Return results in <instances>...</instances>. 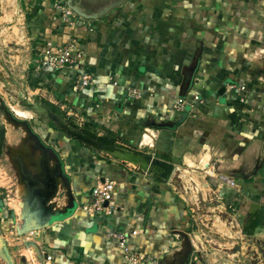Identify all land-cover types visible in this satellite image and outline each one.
I'll return each instance as SVG.
<instances>
[{
  "label": "crops",
  "instance_id": "0c3cea01",
  "mask_svg": "<svg viewBox=\"0 0 264 264\" xmlns=\"http://www.w3.org/2000/svg\"><path fill=\"white\" fill-rule=\"evenodd\" d=\"M17 1L33 27L32 42L25 55L23 50L9 53L6 61L11 60L17 78L27 81L29 95L41 94L80 123L91 122L101 135L174 164L178 171L171 184L156 181L129 163L83 146L30 112L20 117L0 97V158L15 171L17 182L22 175L27 184H18L19 213L9 209L0 191V234L8 247L7 219L21 214L26 189L36 194L49 189L44 181L54 162L39 147L41 141L63 160L77 204L50 227L24 235L37 245L34 253L52 256V264H128L111 234L131 230L137 234L128 245L146 256L148 264H177L183 252V237L177 236L188 232L198 239L206 234L201 243L218 245L203 246L202 260L190 253L188 264H235L230 251L239 238L245 261L264 264V0H127L98 20L76 16L70 23L62 22L51 0ZM108 1L88 5L79 0V8L91 13ZM71 43L79 53L75 64L40 73L32 69L44 52L54 54ZM85 74L91 84L83 87ZM227 84L245 86L247 102ZM0 90H5L1 81ZM193 95L199 100L193 101ZM179 97L186 99L183 112L172 108ZM31 119L46 131L36 130ZM144 131L152 135L148 146L142 145ZM204 150L212 164L202 163ZM222 175L235 185L223 182ZM102 179L115 183L117 209L110 215H88L79 206L92 201L91 189ZM186 181L203 197L221 199L222 207L215 211L237 227L200 229L193 223L186 200L191 201L190 194L180 193L181 188L188 191ZM63 191L58 185L50 203L64 207ZM197 216L203 224L204 215ZM21 224L12 228L16 235ZM244 227L250 235L243 234Z\"/></svg>",
  "mask_w": 264,
  "mask_h": 264
},
{
  "label": "water",
  "instance_id": "95a60500",
  "mask_svg": "<svg viewBox=\"0 0 264 264\" xmlns=\"http://www.w3.org/2000/svg\"><path fill=\"white\" fill-rule=\"evenodd\" d=\"M125 1L127 0L108 1L105 5L91 13H86L79 8V0H66V5L80 18L94 21L107 15L114 8L120 7ZM4 52V60L0 58V67L2 69V71H0V81L5 86V90H8V94L14 97L21 109L37 116L43 122L53 124L56 129L85 147L94 148L105 155L111 156L114 160L129 163L133 165L139 173L152 176L156 181L164 184L172 183L173 176L178 171V168L174 164L160 160L153 155L120 142L116 137L101 135L91 122L84 121L80 123L77 118L69 116L65 109L46 99L41 94L29 95L26 89L27 81L20 80L15 76L13 69L9 66L11 60L6 61L9 59V53L7 51ZM4 75H6L7 78H3ZM12 86L18 89L16 93L11 91ZM5 112H7V110H5ZM11 119L12 121L15 120L12 117ZM38 144L39 147L42 148L43 153H46V156L54 162L50 174L44 181V185L46 182L49 183V189H45L47 191L42 192V194H40V192L36 194L26 187L27 189L23 196V198L25 197L26 199L21 206L22 210L19 216L22 224L17 227L18 236H24L30 232L34 233L50 227L54 221L60 219V217L66 213L73 211L77 206L70 188L71 180L64 171V162L60 155L51 146H46L41 141H38ZM20 176L18 184L27 186L22 175ZM226 177H229V175H226ZM58 185L64 190V196L66 197V205L61 208L57 207L55 203H50L57 193ZM195 194L197 197V206L200 209H218L222 206L221 199L214 200L208 195H205L203 198L202 192L197 190ZM104 205L106 206L107 204L105 203ZM236 243L237 244L230 251V254L234 255V263L248 264L245 261V256H243L242 240H238ZM29 245L34 248L37 246L34 242H30ZM182 246L183 252L178 258L177 264H188L192 249L187 236L183 237ZM39 252L37 256L41 264H43V256H41ZM249 253V250H247V252L245 251V255ZM0 255L6 264H14V260L9 253L3 237H0ZM198 256L200 258L199 260H201V254H198Z\"/></svg>",
  "mask_w": 264,
  "mask_h": 264
},
{
  "label": "rangeland",
  "instance_id": "374dc122",
  "mask_svg": "<svg viewBox=\"0 0 264 264\" xmlns=\"http://www.w3.org/2000/svg\"><path fill=\"white\" fill-rule=\"evenodd\" d=\"M83 2V4H90V5H98V4H102L103 2L107 1V0H80V2ZM81 5L82 7H84L85 9H87L85 7V5ZM86 12V10H85ZM88 13V12H86ZM76 14L75 17L76 18ZM71 22V21H70ZM29 19L25 17V11L21 9V7L18 6V1L17 0H0V58L2 60H4L3 58L5 57V52L7 51L8 53H15L16 51L23 50V55L26 54V48L30 49V44H31V40H28L29 37L33 36V32L31 31L33 29L32 26H29ZM37 29V28H35ZM29 49H27V52L29 51ZM10 57V56H9ZM27 69V68H26ZM0 71H2L1 67H0ZM28 73L30 74L32 69L31 66L27 69ZM33 91V90H31ZM6 93H8L5 90H0V97L3 98L4 100H6V102L12 106V110H15V113L19 114L20 113V117H26L29 116V113L22 111L20 109L17 108V106L15 105V99L14 97H10L8 95H6ZM69 110L71 111L72 114H76L78 117H82V113L81 111H76L74 109H72L71 107H69ZM19 112V113H18ZM25 112V113H24ZM72 116V115H71ZM31 122H33L36 130L38 131H42V133H44V131H46V127H44V125L42 126V124L39 122V120L35 119H31ZM149 132L144 131L143 135H142V145L148 146L151 144V133L148 135ZM141 142V143H142ZM206 151L204 150L203 152V157H202V163L204 162H208L210 164H212L213 162L210 161V159H208V157L206 156ZM201 163V164H202ZM205 166H207V164H205ZM190 177L192 178V181H194L193 179V175L190 174ZM188 184L186 185L185 183V188L186 190L188 189V191H185V189L183 190V188L180 189V193L185 194L186 192H188V194H190V198L191 201L187 200V204L188 206H190V208L192 209V213H190L191 215L193 214V218L191 217V219H193V223H198L200 224V229L201 225H205L207 229L212 228L214 230H220L224 225H226L228 228L231 227L230 223H233V220L227 218V216H220L219 213L217 211H215V209H210L213 210L215 212H209L208 215L207 213H205L204 211H199V207L197 206V197L195 194V187L192 185L190 181H186ZM197 182V181H195ZM176 184V183H175ZM177 184H179V181L177 182ZM0 191L3 192V196L5 197V200L9 206V209L11 210H17V213H19L20 211V205H19V201L20 198L22 197V195H20L21 190H19V186H18V182H17V176L15 174V171H13V169L11 168V166L7 163H5V161H3L0 158ZM199 191V190H198ZM203 193V192H202ZM204 198V197H203ZM191 211V210H189ZM230 210H228L227 212L231 215V212H229ZM202 213V215H204V218L206 219L204 221V223L202 224L201 222L198 221V216L197 214ZM20 214H16L15 215V220H13L12 218L7 219V226H9L7 229H4V232H11V234L7 235V239L9 241L10 246L8 247L7 242L6 246L9 250V253L11 255L12 258H16L17 262H19V264H41L38 256L36 253H34L35 249L33 246L29 245L30 242L32 241H28V237L26 236H20L22 237L21 239H19V236L15 234L14 231H12L14 224L20 221L19 218ZM201 216V215H200ZM208 216V217H207ZM220 216V217H219ZM63 216H61L60 218H62ZM210 217V218H209ZM201 219V218H200ZM209 219H211L209 221ZM195 221V222H194ZM209 221V223H208ZM208 223V224H207ZM17 226V225H16ZM2 231L0 230V233ZM189 234L187 235H178L177 238L181 239L182 237H186L189 240V242L191 243V249L193 250L194 247H203L204 248H216L218 247V245L215 243H212L210 245L212 246H208V242H205V240L203 241V243H201L200 240H203V238H206L205 236H207L205 233V230H203V233L205 234V236H200V238L198 239V237L196 238V235L194 236L193 233L188 232ZM202 233V232H201ZM196 234V233H195ZM0 237H3L2 234H0ZM183 239V238H182ZM192 242H193V247H192ZM203 253L205 252L204 250L202 251ZM203 253H201V260L203 257ZM14 256V257H13ZM14 260V259H13ZM0 264H6V262L3 260V258L0 255Z\"/></svg>",
  "mask_w": 264,
  "mask_h": 264
},
{
  "label": "built area",
  "instance_id": "2783aa9c",
  "mask_svg": "<svg viewBox=\"0 0 264 264\" xmlns=\"http://www.w3.org/2000/svg\"><path fill=\"white\" fill-rule=\"evenodd\" d=\"M51 7L53 11L58 14L61 18L63 23H70V20L75 17V13L66 5V0H51ZM79 57V53L75 47V44L71 43L68 44L67 47L59 48L58 51L54 54L44 52L42 57L32 65L33 70L40 71L41 70H50L55 71L60 68H64L70 65H73L77 62ZM81 84L82 86H88L91 84L90 76L85 74L81 76ZM227 89L236 91L239 93V100L242 103H246L247 99L246 96L243 94L245 92V86L243 85H233L227 84ZM131 95H138L135 91L129 92ZM193 94V93H192ZM186 99L179 97L176 99L173 104L172 108L177 112H183L184 107L186 105ZM199 98L193 95V101H198ZM220 179L228 184L229 186H234L235 182L226 176H219ZM115 183L109 179L98 180L96 185L91 189V197L92 201L88 204H83L79 206V209L85 212L88 215L94 214H104L110 215L112 212L117 209L116 204L113 198V191H114ZM196 191V190H195ZM107 204L106 206L104 204ZM222 207V206H221ZM209 209V208H208ZM218 210V209H215ZM213 211V210H212ZM193 218V214L191 215ZM231 227H237L235 221L230 223ZM30 232L29 234H32ZM137 234L136 230H131L129 233H113L111 234L112 238L119 244L121 249L123 250L124 259L128 264H148L147 257L141 254L134 253L128 245V240L130 237L135 236ZM239 237H242L239 234ZM239 240H242L239 238ZM195 245V244H194ZM192 242V247L194 246ZM203 247H194L192 250L191 257L195 255V257L199 258L198 254H201ZM200 259V258H199ZM52 256L46 255L43 257V264H52ZM74 264H90L86 261H78Z\"/></svg>",
  "mask_w": 264,
  "mask_h": 264
},
{
  "label": "trees",
  "instance_id": "16d2710c",
  "mask_svg": "<svg viewBox=\"0 0 264 264\" xmlns=\"http://www.w3.org/2000/svg\"><path fill=\"white\" fill-rule=\"evenodd\" d=\"M29 18H31V16H29ZM49 125H50V127L55 128L53 124H49ZM243 234L250 235L251 234V230L249 231L246 227H244Z\"/></svg>",
  "mask_w": 264,
  "mask_h": 264
},
{
  "label": "bare ground",
  "instance_id": "6f19581e",
  "mask_svg": "<svg viewBox=\"0 0 264 264\" xmlns=\"http://www.w3.org/2000/svg\"><path fill=\"white\" fill-rule=\"evenodd\" d=\"M18 115H20V113Z\"/></svg>",
  "mask_w": 264,
  "mask_h": 264
},
{
  "label": "flooded vegetation",
  "instance_id": "af4514ba",
  "mask_svg": "<svg viewBox=\"0 0 264 264\" xmlns=\"http://www.w3.org/2000/svg\"><path fill=\"white\" fill-rule=\"evenodd\" d=\"M111 1V0H110Z\"/></svg>",
  "mask_w": 264,
  "mask_h": 264
}]
</instances>
